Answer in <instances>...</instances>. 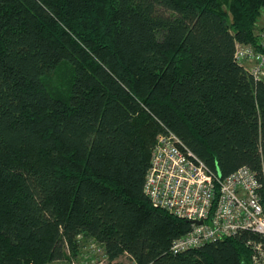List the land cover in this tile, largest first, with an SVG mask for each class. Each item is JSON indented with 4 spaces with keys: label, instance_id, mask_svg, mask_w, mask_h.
<instances>
[{
    "label": "trees",
    "instance_id": "trees-1",
    "mask_svg": "<svg viewBox=\"0 0 264 264\" xmlns=\"http://www.w3.org/2000/svg\"><path fill=\"white\" fill-rule=\"evenodd\" d=\"M262 14L264 0H0V264H69L88 240L110 264H251V232L169 253L190 225L143 186L165 132L219 177L263 182L264 81L234 59L259 49Z\"/></svg>",
    "mask_w": 264,
    "mask_h": 264
},
{
    "label": "built area",
    "instance_id": "built-area-1",
    "mask_svg": "<svg viewBox=\"0 0 264 264\" xmlns=\"http://www.w3.org/2000/svg\"><path fill=\"white\" fill-rule=\"evenodd\" d=\"M259 49L236 44L235 61L256 79L264 81V43ZM263 182L248 167L221 178L199 160L171 132L156 137L143 193L150 204L190 225L175 239L169 253L178 255L209 243L251 232L264 239ZM201 222V223H198ZM80 239V237H79ZM252 264H264V242L250 243ZM127 264H136L129 256ZM110 264L104 247L88 240L69 264Z\"/></svg>",
    "mask_w": 264,
    "mask_h": 264
},
{
    "label": "rangeland",
    "instance_id": "rangeland-1",
    "mask_svg": "<svg viewBox=\"0 0 264 264\" xmlns=\"http://www.w3.org/2000/svg\"><path fill=\"white\" fill-rule=\"evenodd\" d=\"M256 37H257V40L256 42L258 41V39L260 38V41L262 43H264V14H262V16L259 18V20L255 23V31H254ZM237 44V43H236ZM235 44V45H236ZM251 45V44H250ZM56 86H58V82L55 81L53 79V87L56 89ZM153 148V147H152ZM128 262H130L129 259L127 258H120L118 260V263L119 264H127ZM57 264V263H56ZM104 264H107V263H104ZM252 264V263H251Z\"/></svg>",
    "mask_w": 264,
    "mask_h": 264
},
{
    "label": "water",
    "instance_id": "water-1",
    "mask_svg": "<svg viewBox=\"0 0 264 264\" xmlns=\"http://www.w3.org/2000/svg\"><path fill=\"white\" fill-rule=\"evenodd\" d=\"M198 223H201V222H198Z\"/></svg>",
    "mask_w": 264,
    "mask_h": 264
}]
</instances>
